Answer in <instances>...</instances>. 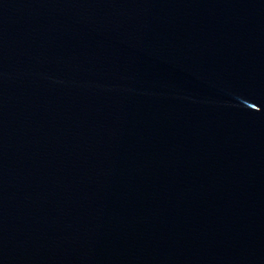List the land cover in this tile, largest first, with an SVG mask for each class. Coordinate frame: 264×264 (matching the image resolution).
<instances>
[{"label": "water", "instance_id": "water-1", "mask_svg": "<svg viewBox=\"0 0 264 264\" xmlns=\"http://www.w3.org/2000/svg\"><path fill=\"white\" fill-rule=\"evenodd\" d=\"M0 264H264V0H0Z\"/></svg>", "mask_w": 264, "mask_h": 264}]
</instances>
